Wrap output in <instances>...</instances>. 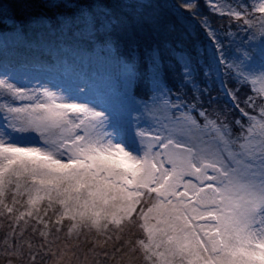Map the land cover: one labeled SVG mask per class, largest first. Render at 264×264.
Masks as SVG:
<instances>
[{"label":"snow or ice","instance_id":"snow-or-ice-1","mask_svg":"<svg viewBox=\"0 0 264 264\" xmlns=\"http://www.w3.org/2000/svg\"><path fill=\"white\" fill-rule=\"evenodd\" d=\"M4 32L0 264H264V0H0Z\"/></svg>","mask_w":264,"mask_h":264},{"label":"rangeland","instance_id":"rangeland-1","mask_svg":"<svg viewBox=\"0 0 264 264\" xmlns=\"http://www.w3.org/2000/svg\"><path fill=\"white\" fill-rule=\"evenodd\" d=\"M8 23L10 24L11 21H8ZM12 35L13 34L11 32H4L2 35H0V41H3L5 37H7L10 40Z\"/></svg>","mask_w":264,"mask_h":264}]
</instances>
